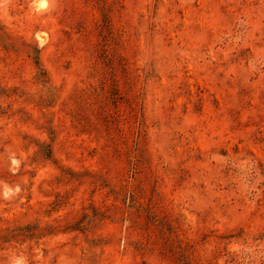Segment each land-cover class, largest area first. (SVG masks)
Here are the masks:
<instances>
[{
	"label": "rangeland",
	"instance_id": "rangeland-1",
	"mask_svg": "<svg viewBox=\"0 0 264 264\" xmlns=\"http://www.w3.org/2000/svg\"><path fill=\"white\" fill-rule=\"evenodd\" d=\"M0 264H264V0H0Z\"/></svg>",
	"mask_w": 264,
	"mask_h": 264
}]
</instances>
